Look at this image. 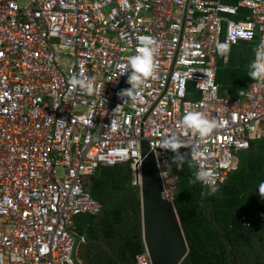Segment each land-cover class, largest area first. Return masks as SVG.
<instances>
[{
    "label": "built area",
    "instance_id": "obj_1",
    "mask_svg": "<svg viewBox=\"0 0 264 264\" xmlns=\"http://www.w3.org/2000/svg\"><path fill=\"white\" fill-rule=\"evenodd\" d=\"M142 38L160 42L157 78L138 98H121ZM255 41L264 42V0H0V264H73L77 217L102 213L84 184L102 166L130 164L140 188L143 139L164 199L174 202L177 190L163 169L172 133L199 141L220 187L264 137V81L221 96L218 61ZM73 76L95 78L94 93L73 88ZM194 109L219 123L203 140L179 127ZM137 264H152L147 251Z\"/></svg>",
    "mask_w": 264,
    "mask_h": 264
},
{
    "label": "trees",
    "instance_id": "obj_2",
    "mask_svg": "<svg viewBox=\"0 0 264 264\" xmlns=\"http://www.w3.org/2000/svg\"><path fill=\"white\" fill-rule=\"evenodd\" d=\"M180 153L191 158L184 148ZM175 155L169 151L163 169L177 185L174 204L190 249L183 264L193 261L215 264L217 249L230 262L226 240L233 243L239 259L245 258L244 242L253 243L254 236L264 239L258 233V229L264 231V224L255 221L264 213V197L260 195L264 185V137L250 141V148L239 154L237 170L228 175L216 195L207 198L201 193L210 188L199 182L191 183L198 170L197 163L190 166L189 161L181 170L171 163ZM84 188L102 205V213L99 216L83 214L75 221L74 234L85 240L80 244L82 263L137 264V257L146 248L141 191L133 184L131 165L102 166ZM245 220L251 222L250 228L245 226Z\"/></svg>",
    "mask_w": 264,
    "mask_h": 264
},
{
    "label": "clouds",
    "instance_id": "obj_3",
    "mask_svg": "<svg viewBox=\"0 0 264 264\" xmlns=\"http://www.w3.org/2000/svg\"><path fill=\"white\" fill-rule=\"evenodd\" d=\"M248 35L251 38L253 33H248ZM142 39L148 42L140 46L137 53L131 56L124 66L122 74H127L128 83L131 87L119 93L121 98H138L140 90L147 85L148 81L157 78L158 64L156 57L160 51V42L154 38ZM219 48L221 49V54H225L228 51L227 45L221 44ZM250 77L254 80L264 81V42H261L256 49V58L250 65ZM71 83L73 88H82L88 94H93L95 91V78L81 79L73 76ZM102 102L104 104V101ZM179 127L185 133L190 132L193 137H199L203 140L211 136L218 129L219 123L215 119H210L203 110L194 109L183 116L179 122ZM162 148L176 154L171 163L176 164L177 168L181 170L185 163L190 161V166H194L207 155V150L201 146L199 141L189 143L183 138V133L168 135L162 141ZM182 148H191L190 159L180 153ZM198 182L210 188V191L201 193L205 198L214 196L220 191L215 171L207 168L202 162L199 169L195 172L194 179L191 180L192 184ZM260 195L264 197V185L261 186Z\"/></svg>",
    "mask_w": 264,
    "mask_h": 264
},
{
    "label": "water",
    "instance_id": "obj_4",
    "mask_svg": "<svg viewBox=\"0 0 264 264\" xmlns=\"http://www.w3.org/2000/svg\"><path fill=\"white\" fill-rule=\"evenodd\" d=\"M141 155L140 191L146 251L152 264H182L190 249L174 202L163 198L165 184L162 171L155 153L144 139L141 142ZM81 238L75 235L73 264H83ZM231 256L233 264H238L233 251Z\"/></svg>",
    "mask_w": 264,
    "mask_h": 264
},
{
    "label": "crops",
    "instance_id": "obj_5",
    "mask_svg": "<svg viewBox=\"0 0 264 264\" xmlns=\"http://www.w3.org/2000/svg\"><path fill=\"white\" fill-rule=\"evenodd\" d=\"M234 5L239 0H219ZM257 42H241L232 48L227 61L219 58L217 81L221 96L237 97L254 81L250 77V65L256 58ZM81 220H79L80 222Z\"/></svg>",
    "mask_w": 264,
    "mask_h": 264
},
{
    "label": "flooded vegetation",
    "instance_id": "obj_6",
    "mask_svg": "<svg viewBox=\"0 0 264 264\" xmlns=\"http://www.w3.org/2000/svg\"><path fill=\"white\" fill-rule=\"evenodd\" d=\"M255 221L257 223V221L261 224H264V213L261 214V216H258V218H255ZM250 226L248 228L251 227V222ZM220 226V225H219ZM142 229H143V221H142ZM258 229V233L264 235V231L261 230V232H259ZM254 241L253 243H251L250 240H246L244 242V249L246 250V254L244 255L245 258H238L235 254V246L233 245V243L229 242L228 240L225 241L226 243V251L229 253V259H226L224 257V253L221 252L220 250H215V264H233V258L231 256V251L234 252L235 258L238 262V264H264V239L263 240H258L259 238L257 236H254ZM143 242H144V233H143ZM195 245H197V242H194ZM145 246V243H144ZM185 261V260H184ZM183 261V262H184ZM182 262V264H183ZM192 264H197L195 261L192 262ZM204 264H208V263H204Z\"/></svg>",
    "mask_w": 264,
    "mask_h": 264
},
{
    "label": "rangeland",
    "instance_id": "obj_7",
    "mask_svg": "<svg viewBox=\"0 0 264 264\" xmlns=\"http://www.w3.org/2000/svg\"><path fill=\"white\" fill-rule=\"evenodd\" d=\"M58 44V49H60V50H63L62 48H61V45L59 44V42L57 43ZM65 52V51H64ZM62 67H63V69L64 70H67V68L71 65V63H72V60L69 58V57H63L62 59ZM63 174H64V169L63 168H60L59 170H58V176H63Z\"/></svg>",
    "mask_w": 264,
    "mask_h": 264
}]
</instances>
